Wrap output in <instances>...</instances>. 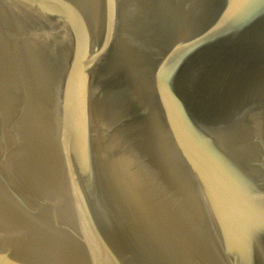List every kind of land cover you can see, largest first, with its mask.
<instances>
[{"label": "water", "instance_id": "1", "mask_svg": "<svg viewBox=\"0 0 264 264\" xmlns=\"http://www.w3.org/2000/svg\"><path fill=\"white\" fill-rule=\"evenodd\" d=\"M0 264H264V0H0Z\"/></svg>", "mask_w": 264, "mask_h": 264}]
</instances>
